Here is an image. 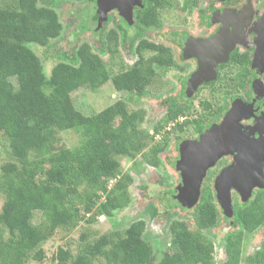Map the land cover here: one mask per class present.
Here are the masks:
<instances>
[{
  "label": "trees",
  "instance_id": "trees-1",
  "mask_svg": "<svg viewBox=\"0 0 264 264\" xmlns=\"http://www.w3.org/2000/svg\"><path fill=\"white\" fill-rule=\"evenodd\" d=\"M4 1L0 0V145L8 157L0 160V264H28L45 259L43 244L58 230L67 232L80 223L89 226L101 215L111 219L128 206L132 175L122 170L120 158L135 165V159H143L142 150L160 130L158 123L152 126V133L141 127L144 110L130 108L122 99L83 114L72 93L81 87L95 90L109 80L116 91L140 97L147 93L155 68H164L169 61L163 60L167 52L162 45L143 38L140 18L133 36L121 25L108 29L110 14L98 26L96 0H88L93 5L90 28L83 22L80 30L100 35L96 39L100 44L95 47L83 42L70 52L56 45L63 38L57 13L63 0ZM134 39L139 40L135 63L120 65L110 75L102 55L112 53L119 43H128L132 50ZM31 42L44 47L43 58L56 60L48 75L39 56L26 45ZM144 49L157 53L145 60ZM185 80L180 92L185 99H168L167 122L185 115L189 108ZM66 130L79 133L78 144L68 147L61 142L60 133ZM157 146L151 157L145 158L152 165L160 162L158 153L163 147ZM235 202L233 216L238 228L225 233V258L220 264H240L244 234L264 223V188L244 203ZM192 208L194 228L173 212L167 214L168 239L162 247L158 239L148 238L146 221L138 217L123 230L114 227L93 237L83 231L74 247L58 246L51 261L215 264L214 241L206 234L218 224L219 208L211 189H201ZM143 211L148 218L160 214L152 203ZM245 264H264V240L245 257Z\"/></svg>",
  "mask_w": 264,
  "mask_h": 264
},
{
  "label": "flooded vegetation",
  "instance_id": "flooded-vegetation-1",
  "mask_svg": "<svg viewBox=\"0 0 264 264\" xmlns=\"http://www.w3.org/2000/svg\"><path fill=\"white\" fill-rule=\"evenodd\" d=\"M127 1L114 0L111 2L112 4L117 3L116 5L123 9L124 5L127 7ZM132 1L129 0L132 7L128 18L121 16L118 9L112 6L106 10L105 18L98 22L100 16L98 10H102L104 4L100 0H96L97 25L100 26L106 20L107 15L110 14L111 18L108 24L110 22L114 23L113 27L121 25L127 34L133 36L134 27L137 25L136 20L140 18L144 22L140 27L141 35L144 39L153 43L155 42L145 37L147 32L150 35V32L153 30L159 32L161 28H169L167 33L163 31L159 35L161 36L160 43H155L164 47L167 53L163 56V60L169 62L164 64V68L155 69L171 75L175 86L178 88V95H176L178 98H184L180 92L181 82L185 77L184 95L186 98H191L190 105H188L189 108L184 111L185 115H179L178 118L170 122L174 124L182 122L186 123L184 125L187 126L191 123L193 124V135L189 139L184 138L182 146L188 143V141L200 140V138L210 136L214 127L223 129L220 131L222 140L220 142L211 141V145L208 148L214 150L216 149V145L226 148H223L221 154L212 165L207 164L201 182V189H211L213 201L219 208L218 224L210 230L218 227L219 223L224 221L230 228L226 232H233L238 228L233 216L236 206L235 200L237 199L240 203H244L248 199H251L255 192L261 188H254L251 196L245 201H242L240 195L231 189V216L225 215L224 209L218 201L215 189L221 178L224 181L223 186L229 187L227 183L231 182L228 179H223V175L229 168L236 166L239 168L238 172L249 170V166H251L250 160L245 161L244 167L241 166L240 157L242 154L245 153V156L249 158L261 154L256 149L257 146L251 145V143L264 140V0ZM167 16H170L173 21L171 26L165 25ZM97 36L99 37L100 35H96L95 39H97ZM138 41V39H134V42L132 41V50L128 43H119L114 50L116 52L118 48L123 47L128 52V55L130 52L133 53L132 55L135 57L134 61L131 64L124 65L131 66L135 63L137 54L134 52V49ZM99 44L100 42H97L95 47H98ZM146 50L153 52V55L157 53L155 50ZM199 59L215 63L213 67H207V70H205L207 75L214 77V79L202 82L188 96L186 93V81L192 73L197 71ZM203 89H207L209 97L198 101L197 118L189 122V117L196 110L194 109L192 100L196 96V93ZM177 97L173 96V98ZM169 98L171 97L165 98L164 103H167ZM230 111L236 117L228 121L225 119V116ZM166 128L167 132H170L174 129V126H167ZM182 146L179 150L180 155ZM261 146L264 147V143ZM161 151L158 153V156L160 153H163ZM205 162L208 163L209 159L205 160ZM189 163L191 161L185 162V165L189 168L198 167L195 164H190L189 166ZM144 164L150 168H159L162 165V161L157 165H152L148 162H144ZM165 184L166 182L163 177L158 175L151 177L150 186L161 188ZM158 210L159 215H163L164 212L166 213L165 210ZM157 216L150 219H156ZM263 240L260 241L256 249L259 248ZM223 253L225 256V250Z\"/></svg>",
  "mask_w": 264,
  "mask_h": 264
},
{
  "label": "rangeland",
  "instance_id": "rangeland-1",
  "mask_svg": "<svg viewBox=\"0 0 264 264\" xmlns=\"http://www.w3.org/2000/svg\"><path fill=\"white\" fill-rule=\"evenodd\" d=\"M10 1L5 0L4 2L9 4L11 3ZM38 2L40 3V0H38ZM92 9V3L88 0H63L61 2L60 9H56L59 20L63 25V38L56 42L58 47L70 52L74 47L79 46L83 42L89 43L91 46L97 44L95 36H92L89 30H80V24L83 22L88 24L90 28L89 25L91 21L89 18ZM172 22L171 17L167 16L165 25L171 26ZM113 26L114 23L110 22L107 28L110 29ZM163 31L167 33L169 28H161L159 32L153 30L150 32V35L147 32L148 35L145 34V37L150 41L160 43L161 36L159 35H161ZM26 45L39 56L44 66V72L48 75L56 60L43 58L44 47L34 42L27 43ZM127 53L125 48L120 47L116 52L114 51L102 55V59L110 75L115 73L120 65L131 64L134 61L135 57H133V53L130 52L129 55ZM141 53L145 60L153 55V52L147 51L146 49ZM208 94L207 89L200 90L196 93V96L192 100L194 109L196 110L192 115L190 114L189 122L197 118L196 113H198L199 109L198 101L208 98ZM176 95H178V88L175 86L171 75L158 69H155L147 93L141 97L130 96L124 91H116L109 80L101 84L95 90L81 87L72 93L75 106L81 110L83 114H89L91 111H99L115 100L122 99L128 103L130 108H142L144 110V121L141 123V127L148 130L149 133H152V126L158 123L161 125L160 130L142 150L143 159L139 158V156L135 159V165H132V163L124 157L120 158L122 170L129 171L132 175V182L128 186V191L131 196V201L128 206L116 211L111 219H106L101 215L96 222L89 226L80 223L67 232L61 229L58 230L54 236L43 244L46 253L45 259L42 262L31 261L28 264H54L53 261H51V255L56 248L58 246H64L65 244L73 245L74 247V245L78 243L79 236L83 231H85L89 237H93L109 231L114 227L123 230L132 220L138 217L146 221V233L148 238L154 241L158 239L161 247L164 246V241L168 239V231L165 230L166 215L168 213L173 212L175 217L186 220L188 226L194 228L195 225L192 216L193 208L183 206L181 201L177 198L179 193L178 186L183 185L179 175L181 170L179 167L181 164L179 150L183 140L192 137L193 124L191 123L187 126L165 121L168 101L164 103V99L168 96L177 97ZM167 126H174L175 130L173 129L167 132ZM60 137L61 142L68 147L75 146L80 139L79 133L75 130L62 131ZM158 144L163 147L161 151L163 153L159 154L162 165L159 168H150L144 164V162H147L145 158L151 157L153 152L157 149ZM7 154L5 147L0 145V160L7 158ZM153 175L163 177L166 184L161 188L150 186L151 177ZM168 184H170V186H168ZM2 200V196L0 195V207ZM149 203H152L160 210H165L166 213L164 212L163 215H159L156 219L151 220L148 218V214L143 211ZM37 218L38 215L36 214L34 220L36 221ZM229 229L228 225L222 221L219 223L218 227L206 232L214 241L215 264H220L225 258L222 239L224 233ZM262 239H264V225L257 228L253 233L244 234L241 246L240 264H245V257L256 249ZM93 264H102V262L100 259H95Z\"/></svg>",
  "mask_w": 264,
  "mask_h": 264
},
{
  "label": "water",
  "instance_id": "water-1",
  "mask_svg": "<svg viewBox=\"0 0 264 264\" xmlns=\"http://www.w3.org/2000/svg\"><path fill=\"white\" fill-rule=\"evenodd\" d=\"M104 6L102 10H98L100 16L99 21L105 18V12L108 7H116L118 12L124 18H128L130 16V9L132 7L129 0L127 1V7L124 5L123 9L116 5L112 4L111 1L114 0H100ZM132 2H135L134 0ZM138 3V2H137ZM215 63L210 62L209 60L199 59L198 61V69L194 73H192L187 79V90L186 93L189 96L199 84L202 82H206L208 80L214 79L212 76H208L206 71L207 67H213ZM233 112L230 111L226 114L225 119L231 121V118H235ZM227 121V122H228ZM223 129L213 128L210 136H206L204 138H200V140L188 141V143L183 144L181 151V164L179 175L182 179L183 185H179V193L177 198L181 201L182 205L191 208L196 205L199 200L200 192H201V182L205 173V168L208 165H212V163L216 160V158L221 154L224 146L216 145V149L212 150L210 147L211 141H219L222 140L220 137V131ZM219 137V139H218ZM264 143V140L258 141L257 143H251V145H256L258 152L261 154L256 155L254 157H246L245 153L241 155L240 162L241 166H245V161L250 160L251 166H249V170L246 172H238L239 168L234 166V168H229V170L223 175V179H228L231 183H227L229 187H224V181L219 180L217 183V188L215 192L217 193L218 201L220 202L222 208L224 209L226 216L232 215V204L230 199V190L233 189L239 195L242 201L247 200L251 194L252 190L256 187L263 188L264 187V147L261 146ZM242 145V142H241ZM261 146V147H260ZM209 159V162H205ZM186 161H191L190 164H195L198 167L189 168L185 165ZM193 162V163H192Z\"/></svg>",
  "mask_w": 264,
  "mask_h": 264
}]
</instances>
